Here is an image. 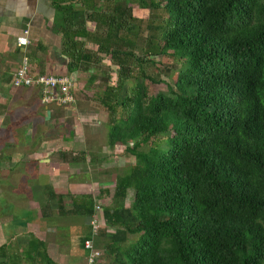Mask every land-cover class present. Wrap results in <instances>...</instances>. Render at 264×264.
Segmentation results:
<instances>
[{
	"label": "trees",
	"instance_id": "16d2710c",
	"mask_svg": "<svg viewBox=\"0 0 264 264\" xmlns=\"http://www.w3.org/2000/svg\"><path fill=\"white\" fill-rule=\"evenodd\" d=\"M134 4L149 12L140 47ZM51 5L63 15L57 30L69 72L86 73L110 57L96 96L108 114L107 147H123L134 161L112 188L74 198L68 212L63 195L44 184L41 217L53 218L56 200L57 214L90 218L95 198L104 196L105 225L93 243L107 264H264V0ZM159 55L179 64L176 82L160 80L166 89L148 93L143 80L156 79L145 64ZM71 154L67 161H85L84 151ZM86 228L82 248L92 237ZM43 244L32 239L24 255L46 257Z\"/></svg>",
	"mask_w": 264,
	"mask_h": 264
},
{
	"label": "rangeland",
	"instance_id": "374dc122",
	"mask_svg": "<svg viewBox=\"0 0 264 264\" xmlns=\"http://www.w3.org/2000/svg\"><path fill=\"white\" fill-rule=\"evenodd\" d=\"M133 14L137 20L134 32L138 33V38L135 39V41H137L140 47L142 37L147 34L146 25L149 20V12L147 9L140 8L134 4ZM86 25L91 31L93 30V22L89 21ZM130 36L133 37L134 35ZM87 43L89 49H96L93 43ZM136 53L140 54L139 49H136ZM102 56L104 59L102 65L91 69V71L89 70L83 75L79 74L76 77L72 75L76 80L74 88L75 102L69 108L51 106L48 110L46 109L47 115L43 118L32 113V110H36L40 104L39 106L38 104L32 105L29 108L30 102L28 103V101L20 100L21 102L15 101L14 104L9 103V107H7L2 104L3 101L0 102V154L1 152L13 150L14 156L17 157V160L19 159L17 162H15L16 160L12 162L11 168H13V171L11 173L12 179L10 180L13 181V184H16L21 176L20 169L24 168L25 172H31V174L38 172L43 175V177H39L36 180L31 178L29 180L31 183L30 186L33 185V181H36L38 185L40 180L43 181L48 179V175L60 177L59 182L62 188L65 189L68 188V183L70 181L81 184L73 187L71 189L73 192L65 194L63 206L64 210L67 212L73 207V199L79 198L84 194L82 192L85 190L87 193L94 196H97L96 194L100 196L99 190L102 188L94 182L100 181L101 179L108 180L106 183L114 182L116 174H120L123 169L128 168L134 161L133 155L123 150V147L114 148L112 150L107 147L108 114L96 96L103 89V79L106 76V72L111 69L112 64L108 63L105 55ZM153 60V63L145 64L146 72L156 79L154 84L150 81L143 80L148 93L166 89V85L160 80H165L167 83L173 85L176 82L177 68L179 67V64L169 55L155 56ZM163 71H166V73H163ZM91 75H94L96 78L89 80ZM114 75L115 73H113V76ZM135 82L136 80H128L126 83L127 85H133ZM29 89L30 90L27 91L31 93L32 88ZM35 97L40 98L38 89L37 93L30 94L27 98H29V101H34ZM22 103H25V105L22 106ZM8 124L14 126L23 124L28 126L29 124L30 127L28 126V128L30 129L27 128L25 132L24 129L15 130L13 132L9 130L4 131L3 128H6ZM16 138H27L28 141H25L27 145L14 147V145H12L14 142L11 141ZM43 141H45L44 145H42L37 155V157L40 158L39 160L36 156L30 155V153L35 151L36 145H40ZM7 142H10L11 145H5ZM148 145L149 143L143 145L142 148L146 149ZM19 150L26 154L23 161H21L22 156L16 153V151ZM71 151L77 154H80L82 151H87L89 153L88 157L93 159L88 162L85 157V161L74 164L67 161L73 156ZM61 152L66 153V155H61ZM34 157H36V159H34ZM28 160H30L29 164ZM0 161L4 163L2 160ZM58 166H61V169H58ZM75 166L80 168L79 173L75 172L76 169H71ZM2 179H4V177L0 175V181ZM37 185L35 186L37 187ZM32 190H36V188L33 189L32 187ZM128 190H130L128 197L131 202L133 198V189L130 188ZM36 194L38 195L37 192L35 195ZM14 197L16 198L14 201H19L21 199L17 198V196ZM33 199H35L34 196ZM94 201H100L103 205L104 196L100 198L97 197ZM3 205H5L4 209H7L11 216L15 217L16 220L14 223L21 224L22 227L25 222L16 221H25L28 216H34V210L30 209L27 211L24 210V208L16 207L11 201L5 200ZM42 205V203L37 204L36 212L38 214H40V211L42 213ZM52 216L53 218L57 217L55 219L56 222L51 218V222H43L41 227L44 239L41 250L44 249L48 257H40L35 254L33 257H31V255L27 258L23 254L24 259L19 262L21 264H49L47 262L48 259L51 261L50 264H87L88 252L82 248L79 243L80 235L87 231V225L91 226L90 219H88V222H85L84 216L72 213L61 215L52 214ZM60 216L61 219L57 222ZM53 226L55 229L52 228ZM49 228L52 229L50 230ZM31 229L34 230V227L32 226ZM31 236L32 235H30L29 238H31ZM132 238H134V236L129 235V239ZM27 245L24 247H28ZM21 247L23 249L22 245ZM97 248L101 251L99 264H107L110 259L109 256L103 252L101 247Z\"/></svg>",
	"mask_w": 264,
	"mask_h": 264
},
{
	"label": "crops",
	"instance_id": "0c3cea01",
	"mask_svg": "<svg viewBox=\"0 0 264 264\" xmlns=\"http://www.w3.org/2000/svg\"><path fill=\"white\" fill-rule=\"evenodd\" d=\"M51 2L52 0H0V102L3 101L2 104L7 107H9V103L14 104L15 101L21 102L20 100L28 101V103L30 102L29 108L32 105L38 104L39 106L40 104L36 110H32V113H35L39 117L43 118L47 115L46 108L40 103V98H37L38 95L35 97L34 101H29V98H27L30 94H34L35 92L37 93V88H16L11 84L13 72L19 66L23 53H26L29 57L31 68L35 72L41 74H70L74 77L79 74H84L78 71L69 72L67 70L68 58L61 52L62 32L57 30V24L61 22L63 15L59 11L55 10V8L51 5ZM65 2H67V0H65ZM86 27L89 31H91L87 25ZM24 29H27L29 32L30 43L25 49H22L16 45L15 38L17 35L21 34ZM29 88H32L31 93L27 91L30 90ZM24 105L25 103H22V106ZM28 126L25 124L15 126L8 124V126L3 128V130L13 132L15 130L24 129L25 132ZM25 141H28V139L16 138L15 140L12 139L11 142H14L12 143L14 147H21L27 145ZM44 142L45 141L41 142L40 145H36V150L30 153V155L37 157L39 150L42 148V145H44ZM5 145L11 144L10 142H7ZM20 150L16 151V153L22 156L21 161H23L26 154ZM84 152L86 153V160L89 162V153L87 151ZM0 157V160L4 162L1 163L0 161V175L4 177V179L0 181V247H4L3 250L0 251V261L8 260L9 257H11L12 261H8L9 263L21 264L19 261L24 259L23 254L28 248L24 246L29 244L32 239L37 242H43V230L41 229L43 225L42 223L51 222V220L47 221L41 217V211L40 214L36 212L37 204L45 203L42 186L44 184H51L54 191L62 194L64 199L65 194L73 192L71 189L81 184L70 181L68 183V188L65 189L62 188L59 182L60 177L48 175V179L43 181L40 180L38 185L36 184V181H33V185L30 186L31 183L29 180L31 178L36 180L39 177H43V175L38 172L32 174L31 172H25L24 168L20 169L21 176L19 177L18 182L13 184V181L10 180L12 179L11 173L13 171V168H11L12 162L15 160V162H17L19 159L17 160V157L14 156L13 150L1 152ZM36 157H34V159H36ZM37 159L40 160L38 157ZM29 162L30 160H28V164ZM57 168L61 169V166H58ZM73 168L76 169V173L80 172L79 167L75 166L71 169L73 170ZM107 181L106 179H101L100 181H96L94 183L99 187L101 186L102 189L114 186L115 179L114 182L106 183ZM35 185H37V187ZM32 187L33 189L36 188L37 191L32 190ZM36 192L38 193V195L36 194L37 196L35 195ZM129 192L130 190H128V193ZM82 193L88 194L86 190ZM128 195L125 203L126 206L130 203ZM14 196L21 199L19 201H14L16 199ZM33 196L35 199H33ZM5 200L11 201L14 206L24 208V210H34V216H28L25 221H16L25 222L23 223V227L21 224H15V217H12L8 210L4 209L5 205H3V202ZM50 209L53 214H57L56 211L58 209L56 200L50 201ZM56 218H53L55 222ZM60 219L61 216L57 222L60 221ZM88 219L90 218H85V222H88ZM32 226L34 227V230L31 229ZM52 228L55 229L54 226ZM52 228L49 229L51 230ZM30 235H32L31 238H29ZM20 244L23 246V249ZM41 247H39V250H41ZM35 254L38 255V253L34 252L31 257Z\"/></svg>",
	"mask_w": 264,
	"mask_h": 264
},
{
	"label": "built area",
	"instance_id": "2783aa9c",
	"mask_svg": "<svg viewBox=\"0 0 264 264\" xmlns=\"http://www.w3.org/2000/svg\"><path fill=\"white\" fill-rule=\"evenodd\" d=\"M28 30L24 29L15 38L16 45L25 49L29 43ZM110 63V57H105ZM113 67V66H112ZM76 80L70 74H50L35 72L30 65L26 53L21 56L20 64L12 75L11 84L13 87H35L39 90L40 103L48 110L49 107H71L75 102ZM92 237L84 240L83 247L88 252L87 264L98 263L101 251L94 246L93 240L98 229L105 225L103 207L100 201H94V212L90 217Z\"/></svg>",
	"mask_w": 264,
	"mask_h": 264
}]
</instances>
